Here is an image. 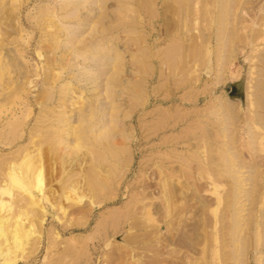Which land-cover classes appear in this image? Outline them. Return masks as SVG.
<instances>
[{
  "label": "rangeland",
  "instance_id": "rangeland-1",
  "mask_svg": "<svg viewBox=\"0 0 264 264\" xmlns=\"http://www.w3.org/2000/svg\"><path fill=\"white\" fill-rule=\"evenodd\" d=\"M70 1L0 0V56L32 74L0 126L29 109L34 123L62 55L69 125L101 100L88 74L76 78L93 62L59 49L63 28L78 29L72 48L84 57H117L105 69L118 125L105 149L69 139L83 160L64 184L77 187L63 198L58 177L47 180L44 221L33 209L24 224L35 233L19 248L17 209L0 210V247L13 246L0 264H264V0H76V17L60 19Z\"/></svg>",
  "mask_w": 264,
  "mask_h": 264
},
{
  "label": "bare ground",
  "instance_id": "bare-ground-1",
  "mask_svg": "<svg viewBox=\"0 0 264 264\" xmlns=\"http://www.w3.org/2000/svg\"><path fill=\"white\" fill-rule=\"evenodd\" d=\"M82 3H83L82 1L76 2V0L75 1L71 0L68 4L65 5L66 7H71V8H69L68 11L60 19L76 17L75 15L77 9L79 8L80 5H83ZM63 29H65L66 33L71 37L67 39L66 42L61 43L60 48L59 45L57 44L58 48L59 49L63 48L65 51L66 49L67 50L69 49L70 53H73L75 55V57H73L75 59L81 57L83 59V62H85L84 60H90V63L91 61L93 62V65L87 71L82 72L83 71L82 69L81 72L77 71L76 78L77 81L79 82L82 80V78L84 79L83 77L84 73L88 74L90 76V77L88 76L89 81L95 84V90H99L100 93H98L99 94L98 96L101 97L99 98L101 100L97 99V101L99 102H96L97 104L95 106H93V104L90 103L91 108L88 111H84L81 108L77 110L78 111L76 115L77 127L74 128L69 125L71 115H69L66 110L65 102H69L70 104H72V100H70V97H68L67 95V91L69 90L67 87H69L71 81H73V78L70 79L69 77L71 76L68 77V75L71 74L68 72V69H70V65L65 64V55L64 56L62 55L59 58H55L54 65L59 69L58 71L60 72L57 78L54 79L53 81L54 85L51 86L50 80L46 78L43 83L46 86L45 88H47L44 93V97L41 98L40 102H38L37 97H35L33 100L34 104H37V106L39 107L37 112V117L34 120V123L30 127H28L31 121L29 119V116L33 114V109H29V113L26 115L25 119L24 118L17 119L14 117L15 119H13L12 122L10 123L9 121L7 122L9 123L8 125L0 126V149L8 151L6 153H2V152L0 153V210L6 207H9V209H11V207H13L12 205H14L15 206L14 208L17 209L15 212V214L17 213L15 215V219L13 220V222H11L12 223L11 243L16 248H19L22 245L21 242L22 237L27 239V241H29V238L32 237V234L34 232V231L32 232L33 224H32V229H30L29 226L28 228L25 227L26 225L24 224L25 222L24 219L29 218L35 220L34 217L38 213L36 212L34 215V213H32L33 209L35 210L38 209L40 211L39 216H37L38 223L41 224L44 221L43 216L40 214H42L43 209L49 203L48 200L49 195L46 192L47 180L49 181L51 178L55 176L58 177L57 184L61 191L62 197L65 189H68L70 191L71 190L75 191L74 189L77 187L74 186L72 181L69 182L67 185L64 184L66 182L65 181L66 178H70V177L72 178L74 175L72 166L76 165L77 167L79 165V162L83 160L81 159L82 156L79 158L74 151H71L69 149V142H70L69 139L82 140L85 145L88 146L90 145L91 148L102 145L103 147L102 149H105L103 145L104 142L107 143L110 142V139L112 138L111 132L116 127V125H118L117 110L112 100V94H110V86L115 78L113 79L112 78L113 75L107 72L106 70L107 68L105 69L106 67L105 64L117 62L118 61L117 57L116 58L109 57L106 60L103 59L102 55L100 56L91 55L89 58L84 57L83 53L78 52L76 48H72L75 43V40L77 39L75 34L78 33L77 32L78 29L77 28H63ZM3 45H1V47ZM67 46H69V48H67ZM94 48L97 49V51L99 49L100 50L103 49L102 47H98V45H95ZM20 53L21 52L17 53L16 50L14 54L16 56V54H20ZM23 53L25 54V51ZM262 59H264V53H262ZM22 67L18 66V62L16 58L12 60L10 59V61L6 62L0 56V95H1L0 110H3L1 112H5V113L9 112L10 114L12 111L15 110L14 107H11L8 104H12L15 102V99H18V97L15 96L18 94L20 88H23V86L25 85V83H23L21 79L31 74L30 69L26 70V68H22ZM11 74L13 75V77H11ZM4 78L6 79L5 84H4V80H5ZM87 84H89V82ZM24 98L26 102H31L29 100L28 94H25ZM19 104H21V102H19ZM1 117L3 118V116H0V119ZM102 117H107L104 122ZM261 124L264 127L263 121ZM81 134L82 136H80ZM25 142L26 144H24ZM110 148L108 150H110ZM95 150L97 151V149H94L92 151L95 152ZM108 150L106 149L107 152ZM114 151L115 150H112L110 151V153L115 156ZM97 152L98 153L96 154L98 156L99 151ZM86 167L89 168L88 166ZM90 170L91 169H89V171ZM88 174L90 175V172ZM93 174L96 175L95 172ZM93 174H91V176L88 177L91 178ZM85 175L83 176L87 178V176ZM87 180L90 179L87 178ZM5 197L8 198L10 197V200L8 199L4 200ZM65 199L68 200L67 196L65 197ZM19 201H22L23 203H21L20 205ZM22 208L26 210L25 211L26 214L24 215L23 222H22V218L20 217V214H23V212L21 211ZM5 217L0 218L1 236H3L4 234V228L2 227V224L8 221L9 218V217L5 218ZM39 238L40 237H38V239ZM263 239L261 241H263ZM2 241L3 240H1V242ZM4 241H5V245H4L5 248L3 249L0 247L2 249V250L0 249V257L3 258L4 256L8 255L11 247V246L9 247L8 245L9 243L7 242L8 241L7 238H5Z\"/></svg>",
  "mask_w": 264,
  "mask_h": 264
}]
</instances>
